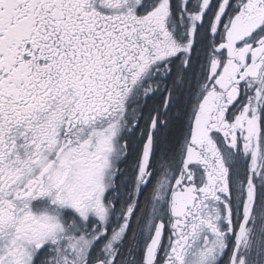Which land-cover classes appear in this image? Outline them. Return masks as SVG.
Segmentation results:
<instances>
[{
  "label": "snow or ice",
  "instance_id": "obj_1",
  "mask_svg": "<svg viewBox=\"0 0 264 264\" xmlns=\"http://www.w3.org/2000/svg\"><path fill=\"white\" fill-rule=\"evenodd\" d=\"M0 264H264V0H0Z\"/></svg>",
  "mask_w": 264,
  "mask_h": 264
}]
</instances>
